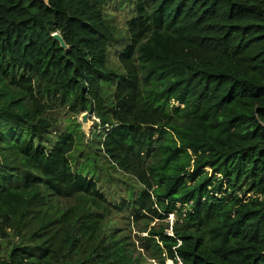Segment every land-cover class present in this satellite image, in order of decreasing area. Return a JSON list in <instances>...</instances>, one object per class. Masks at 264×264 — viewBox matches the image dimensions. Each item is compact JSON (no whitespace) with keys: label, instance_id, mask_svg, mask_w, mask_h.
Listing matches in <instances>:
<instances>
[{"label":"trees","instance_id":"trees-1","mask_svg":"<svg viewBox=\"0 0 264 264\" xmlns=\"http://www.w3.org/2000/svg\"><path fill=\"white\" fill-rule=\"evenodd\" d=\"M112 1L0 0V264H147L125 212L156 264H264V0H135L115 91ZM59 111L138 198L74 171L71 129L48 145Z\"/></svg>","mask_w":264,"mask_h":264},{"label":"rangeland","instance_id":"rangeland-1","mask_svg":"<svg viewBox=\"0 0 264 264\" xmlns=\"http://www.w3.org/2000/svg\"><path fill=\"white\" fill-rule=\"evenodd\" d=\"M105 14L110 23L118 29L119 39H121V41L123 39L120 44L110 49L109 67L115 70L118 75L112 83V89L115 91L121 81L120 75L124 74L120 56L130 45L127 23L131 21L136 14L135 0H114L106 6ZM83 115L84 114L72 117L67 111L54 113L53 116L59 121V130L57 133L50 135V143H48V145L53 148L61 134L71 129L76 139L75 149L73 153L69 155L74 171L83 176L95 179L101 192L112 203L120 204L123 201L130 202L138 198L144 190L143 186L135 178L126 176L114 168L107 156L100 151L97 143L95 144L93 133L96 130L102 131L101 127L98 126L96 128V124H100L99 119L90 114L91 117L89 122L85 125L82 123ZM79 125H81V131L86 135V138L83 140L80 137L81 132L78 128ZM71 204H73V202L62 201L63 207L70 206ZM121 216L125 219L124 221L123 219L117 220L118 227L125 228V233L135 242L136 249L134 251L137 255L141 253L145 257L147 264H155V261L149 259L145 251L140 248L138 237H145L146 234L139 233L136 224H134L132 220L130 222V227L126 225V218L130 216L129 212L122 213ZM174 218L175 216H170V225L173 224ZM155 224L158 223H153V225ZM169 234L172 235L171 230ZM168 264H170V262H168Z\"/></svg>","mask_w":264,"mask_h":264},{"label":"water","instance_id":"water-1","mask_svg":"<svg viewBox=\"0 0 264 264\" xmlns=\"http://www.w3.org/2000/svg\"><path fill=\"white\" fill-rule=\"evenodd\" d=\"M36 1L46 2V0H36ZM53 39L60 44L61 48L64 51H66V52L69 51L70 48L67 46V44L65 43L64 39L62 38V36L59 33H55L53 35ZM90 117H91L90 113H85L82 116V123L86 125L89 122Z\"/></svg>","mask_w":264,"mask_h":264},{"label":"clouds","instance_id":"clouds-1","mask_svg":"<svg viewBox=\"0 0 264 264\" xmlns=\"http://www.w3.org/2000/svg\"><path fill=\"white\" fill-rule=\"evenodd\" d=\"M172 236V235H171ZM156 264V263H155ZM170 264H173L171 261H170Z\"/></svg>","mask_w":264,"mask_h":264}]
</instances>
